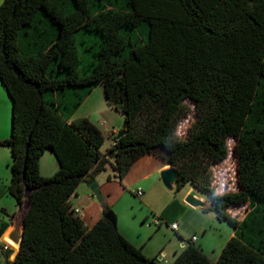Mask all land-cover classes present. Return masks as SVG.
Wrapping results in <instances>:
<instances>
[{
  "label": "trees",
  "instance_id": "obj_1",
  "mask_svg": "<svg viewBox=\"0 0 264 264\" xmlns=\"http://www.w3.org/2000/svg\"><path fill=\"white\" fill-rule=\"evenodd\" d=\"M0 82L12 102L0 140L13 157L9 191L21 207L25 185L34 189L21 248L4 264H157L105 218L88 228L70 199L108 164L122 183L158 145L177 190L195 185L214 204L203 211L235 229L216 261L193 242L172 264H264V0H4ZM100 86L125 117L112 163L99 127L74 119ZM185 101L196 105L186 140ZM230 138L240 190L219 195L212 167ZM47 150L59 165L51 177L40 172ZM245 205L243 221L228 213Z\"/></svg>",
  "mask_w": 264,
  "mask_h": 264
},
{
  "label": "rangeland",
  "instance_id": "obj_2",
  "mask_svg": "<svg viewBox=\"0 0 264 264\" xmlns=\"http://www.w3.org/2000/svg\"><path fill=\"white\" fill-rule=\"evenodd\" d=\"M4 0H0V6ZM100 94L101 96L104 95V89L103 86L98 87V90L96 92ZM7 97V105H3V109L0 111V140L8 139L12 132V102L7 94L5 93ZM185 103L190 107L191 114L183 119L177 128V137L180 139L186 140L189 137V131L191 124L195 121L196 118V105L192 103L191 101H185ZM92 108H89L88 106H85L83 108L82 113H87L92 109H95L94 104L91 105ZM110 107V106H109ZM97 123L103 122L105 123V127H100V129L103 132L104 138H105V144L102 148V151L105 154L106 159H108L111 163L113 160L109 159L108 151L110 148H113L116 143V138L118 135L124 130L125 128V117L124 115L116 110L115 108L111 107L110 109L105 107V112H98V115L96 116ZM116 131V132H115ZM115 132V133H114ZM236 146V140L233 138H230L228 140V148H229V157L226 161L220 164H216L212 167L213 175L215 178L214 186L216 188V192L219 195H223L226 193H233L235 191L239 190L238 185V158L235 151ZM45 154V157L43 159V165L46 163V159L48 155L51 157V163L49 164L50 169L57 165V160L55 156L50 152V150H47ZM13 162V157L11 154V151L9 148L6 147H0V215L4 216L3 210H6L8 215L12 216L14 211L20 210L21 207H19L17 201L15 198L10 194V186L12 184V170L11 165ZM112 166L109 167L111 169ZM43 176L46 177V174H51L52 170H49L45 172V169L42 170ZM112 169L109 170L108 174H106V171L104 172V176L107 178L110 175ZM52 176V175H51ZM97 183V182H96ZM109 183L108 184V190L111 194L110 199V205L107 206L110 210H112L117 218H118V231L122 230L125 231L126 234L130 237V239L135 242V240H145L146 242H150L149 248L151 249L153 246H161L166 245L168 246V249L172 248L175 243H177L178 248L180 249L183 244H192L193 238L196 237L197 241L194 242L195 246L200 247V245L205 246V252L206 255L211 259L214 260L216 258L215 251L218 249V241L224 240L228 234L234 229L231 224L228 222H222L217 218V215L214 212H204L203 210H197L189 205H187L185 202H182L181 199L183 195L187 192V194L191 190L197 191L202 197L207 200L211 201L209 196L204 194L200 189H198L195 185L189 183L185 188L182 190H176L174 193H171L170 195L172 197H177L178 200L182 202V206L186 211L183 213L181 210V213L179 210H175L174 208H171L168 213L173 218L175 217L176 224L180 225V230L178 231L179 235H176V231H174L172 228L167 229V227L164 225L162 227V230L165 232L159 233L158 235H155L157 232L158 226L153 223L154 214H159L160 208L162 207V200L159 199L158 195L155 194V192H150L148 194V200L151 204V207L153 209H150L147 207V205H144V203L141 201L142 197H138L135 194L134 190H125L122 186V183L116 182ZM88 183L82 184L79 189V194H83L84 192L88 191L90 186H87ZM121 189L124 190V192H121ZM102 193V192H101ZM89 194L92 195L91 190ZM94 197V195H92ZM103 196V194H102ZM104 198V197H103ZM80 199H78L76 196H73L71 199V202L74 206V209H78L77 204L79 203ZM94 201L97 203L98 200L96 197H94ZM105 202V201H104ZM100 204V203H99ZM234 215L238 214L237 209L232 210ZM81 214H84L83 211H81ZM244 214V213H243ZM149 216L147 221L145 220V217ZM181 217V219H179ZM5 218V217H4ZM3 218V219H4ZM2 219V220H3ZM87 223V221H86ZM204 226V228L207 230V233L204 234L203 231L200 229V226ZM153 235H155L153 239ZM152 238V239H151ZM173 239L174 244H170V239ZM228 238V237H227ZM138 242V241H136ZM8 243V242H7ZM173 245V246H172ZM15 246V245H14ZM4 247V242L0 243V264H4L7 258L6 251L2 248ZM17 248V247H16ZM18 249V248H17ZM18 254V253H17ZM16 254V256H17ZM16 256L14 258L10 255V261H14L16 259ZM162 255H158L156 257L157 264H166L165 260H169L170 258L161 259Z\"/></svg>",
  "mask_w": 264,
  "mask_h": 264
},
{
  "label": "crops",
  "instance_id": "obj_3",
  "mask_svg": "<svg viewBox=\"0 0 264 264\" xmlns=\"http://www.w3.org/2000/svg\"><path fill=\"white\" fill-rule=\"evenodd\" d=\"M97 90H98V88H96L94 90V92L87 98L84 105L76 112L74 119L77 120V119L87 118L91 122H93L97 127H99V126L105 127L106 126L105 123H103V122L97 123L96 116L98 115V112L104 113L105 107L110 109L111 106L108 103L105 94L103 96H101L100 94L96 95ZM5 93H6V90L4 89V87L2 86V84L0 82V111L3 109V105H5V104L7 105V103H8ZM92 104H94V107H96L95 109H92L87 113H82L83 112L82 110L85 106L92 108L91 107ZM100 127H99V129H100ZM111 149L112 148H110L107 151L109 152ZM102 153L105 155L107 152L104 153L102 151ZM45 154H47V153H45ZM45 154L40 161V172H41V175L43 176L44 175L42 173L43 168L45 169V172L47 171L48 173L50 172L49 170H52L51 174L45 175L46 177H51V175L53 176L58 172L59 165L57 164L54 167H52V169H50L49 164L52 162L51 157H50L51 155L50 156L48 155V157L46 159L47 161L43 165V159L45 157ZM110 166H112V164H108L106 166V174H108L109 170L112 169V171H111L112 175L109 174V176L106 178L104 176V173H102L96 178V182L99 184L101 192H102L103 197H104L105 208H107V206L110 205V199L112 197L110 194V191L108 190V184L109 183L117 184L116 182H119V179L117 178V173H116L115 169L113 168V166L111 169H109ZM167 168H169V165L167 164V162L164 159H162L158 156L152 155V154L146 155V156L140 158L134 164L131 171L128 173V175L125 177V179L122 181V186L124 187V189L125 190H128V189L131 190L132 189L135 191L136 195H137L138 189H142L143 195L142 196L137 195V196L142 197L141 201L144 203V205H147V207H149L150 209H153L151 207V204H150L148 198H147L148 194L150 192L154 191L155 194L158 195L159 199L162 200V203H161L162 207L160 208L161 210H160L159 214L158 215L154 214L153 223L158 226V229H157V232L155 233V235H158L159 233L165 232L162 230V227L164 225L167 227V229H171L172 225L177 223L174 221H175V217L177 218L178 215H176L175 217L173 216V218H172L168 213V211L171 208H174L175 210H179L180 213H181V210L183 211V213L186 212V211H184L185 209H183L184 207L182 206V202H184L185 197L187 195V192L183 195V197L181 199L182 202H181L180 200H178L177 197H172L170 194L174 193V192L168 191L161 182L160 172L167 169ZM82 184H86V183H82ZM81 185L78 187L76 193L73 196H76L78 199H80L77 206H78V209L80 211L84 212V214H82V216H80V215L79 216L83 219V221L85 222V224L88 228H92L93 226H95L97 224V222L100 219L104 218L105 208L103 207L102 204H99L96 201H94V197L92 196L93 195L92 191H91L92 195L89 194L90 188L88 189V191L84 192L82 195L79 194V189H80ZM87 186H90V185L88 184ZM120 190L122 193L124 192L123 189L120 188ZM238 191H235V192H238ZM71 199H70V202H71ZM71 205H72V208L74 209L72 202H71ZM233 209L239 210L237 215H234L232 213ZM2 210H3L4 216L0 215V229L2 226H6V225L8 226V229L5 231V233L0 238V243L4 242V247L2 249L7 251L6 246L8 247V249H10V248H9V244L7 243L8 240H6L5 237L9 233V231L11 230L12 225H13L12 219L18 211L15 210L13 215L10 216V215H8L6 210H4V209H2ZM248 212H249V207L247 205L241 206V207H234L228 211V213L232 217H235L238 221H243L244 218L246 217V215L248 214ZM148 218H149V216H146L144 221H147ZM179 219H181V217H179ZM86 221H87V223H86ZM200 229L203 231L204 234L207 233V230L204 228V226L201 225ZM179 230H180V225H179L178 231ZM178 231H176V235L180 236ZM120 233L127 240H129L134 246H136L138 248H142L143 253L146 255L147 258L156 259V257L158 255H162L161 259L170 258L169 260H165L166 264H172L175 261V259L177 258V256L179 254H181V252L187 246L186 244H183L181 246V248L179 249L178 248L179 245H177V243H175V244L173 243L175 241L174 238L173 239L171 238L169 243L174 244V246L172 245L173 246L172 248L168 249V246L161 245L159 247L153 246L150 249L149 248L150 242H146L145 240H140V239L135 240V242H133L130 239V237L126 234L125 231L123 232L122 230H120ZM155 235L152 236L153 239H154ZM234 235H235V229H233L228 234V236H227L228 238L226 237L224 240L218 241L219 242L218 246H217L218 249L215 251V255H216L215 257L216 258H214V260H212V261H216L218 259L222 250L226 246L227 242ZM136 241H138V242H136ZM200 247L202 248V250L206 254L205 246L200 245ZM12 255H13V253H12ZM12 255H11V257H12Z\"/></svg>",
  "mask_w": 264,
  "mask_h": 264
},
{
  "label": "water",
  "instance_id": "obj_4",
  "mask_svg": "<svg viewBox=\"0 0 264 264\" xmlns=\"http://www.w3.org/2000/svg\"><path fill=\"white\" fill-rule=\"evenodd\" d=\"M124 133H120L116 138L117 141L123 137ZM152 155L158 156L164 160H168L171 158L170 151L163 145L156 146L153 151ZM110 160L114 159V152H112L109 156ZM25 178V176H24ZM160 179L164 187L170 191L175 192L177 190L178 185V170L169 165V168L160 172ZM90 190L92 191L94 197L97 198L98 202L104 205V198L101 193V189L98 183H94L90 186ZM34 189H32L27 184L25 185V194H24V204L21 206L19 212L15 214L12 219L13 225L9 233L6 235V238L11 241L14 245H16L19 250L21 248L23 237H24V221L27 211L29 209V200L33 193ZM184 202L189 205L190 207L197 209V210H208L214 207L212 201L205 200L202 195H200L197 191L191 190L185 197ZM106 209V208H105ZM104 218L108 220L113 227L118 230V218L116 214L110 210L108 211ZM155 264V263H152Z\"/></svg>",
  "mask_w": 264,
  "mask_h": 264
},
{
  "label": "built area",
  "instance_id": "obj_5",
  "mask_svg": "<svg viewBox=\"0 0 264 264\" xmlns=\"http://www.w3.org/2000/svg\"><path fill=\"white\" fill-rule=\"evenodd\" d=\"M137 195H138V196H142V195H143V190H142V189H138V191H137ZM74 210H75L76 214L82 216L81 211H80L79 209H74ZM171 228H172L174 231H178V229H179V225H178V224H174V225H172ZM196 241H197V238L194 237V238H193V242H196ZM7 249H8V247L6 246V250H7Z\"/></svg>",
  "mask_w": 264,
  "mask_h": 264
},
{
  "label": "bare ground",
  "instance_id": "obj_6",
  "mask_svg": "<svg viewBox=\"0 0 264 264\" xmlns=\"http://www.w3.org/2000/svg\"><path fill=\"white\" fill-rule=\"evenodd\" d=\"M5 239L8 240L6 237H5ZM8 244H9V247H10L11 249L15 248V246H16V245L14 246V244H13L11 241H9V240H8ZM16 247H17V246H16ZM17 248H18V247H17ZM18 250H19V248H18Z\"/></svg>",
  "mask_w": 264,
  "mask_h": 264
}]
</instances>
